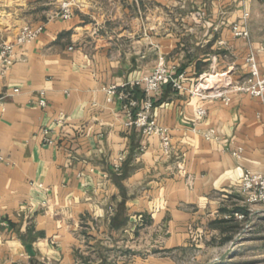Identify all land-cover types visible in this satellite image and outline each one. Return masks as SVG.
<instances>
[{
	"label": "crops",
	"instance_id": "obj_1",
	"mask_svg": "<svg viewBox=\"0 0 264 264\" xmlns=\"http://www.w3.org/2000/svg\"><path fill=\"white\" fill-rule=\"evenodd\" d=\"M49 1L0 0V42L41 27L0 76V264L228 263L264 217L240 192L244 172L264 177V96L211 94L247 74L250 52L264 75L251 9L264 0H74L69 19L63 0L32 8ZM244 12L248 40L230 30ZM158 65L184 77L154 96L167 152L124 125L144 98L134 82Z\"/></svg>",
	"mask_w": 264,
	"mask_h": 264
},
{
	"label": "built area",
	"instance_id": "obj_2",
	"mask_svg": "<svg viewBox=\"0 0 264 264\" xmlns=\"http://www.w3.org/2000/svg\"><path fill=\"white\" fill-rule=\"evenodd\" d=\"M72 5L71 1L62 2L60 5V12H58L57 16L63 19H69L72 16ZM248 17V12H244L241 20L231 25L230 30L235 38H242L245 40L250 38V32L246 25ZM40 31L41 27L35 28L29 24H25L20 28L18 34L12 41L0 42V76H3L7 68L14 63L16 47L34 41L38 37ZM245 62L248 67L247 74L236 82H230L223 91H215L214 94H211L212 97L221 98L225 103H228L230 101L228 93L230 92H236L241 95H248L255 98H262L264 96V75L259 71L255 53L250 52L245 58ZM183 80V75L176 76L174 70L165 68L163 65H158L152 74L143 76L134 82L136 86L142 87L144 98L135 115L127 111V119L124 125L127 128L138 130L143 136H158L161 142V149L164 152H167L170 148V137L167 130L157 123L152 113L154 96L161 86L165 84H171L178 90L182 89ZM106 92L108 96L114 95L115 87H109ZM108 101L110 102L111 98H108ZM40 103L44 105L43 101ZM135 105L136 102L130 100L127 107ZM197 114L199 116H204L206 111L204 109H198ZM205 137L206 139L215 138L212 135V131L205 134ZM234 155L237 156V153H234ZM0 160H2L1 156ZM122 162L123 157L118 156L112 163L113 170L118 171ZM37 187L42 189L41 184H38ZM240 192L245 196L248 203L264 204V177L251 171L244 172L241 178ZM238 217L240 219L244 218L242 215Z\"/></svg>",
	"mask_w": 264,
	"mask_h": 264
},
{
	"label": "rangeland",
	"instance_id": "obj_3",
	"mask_svg": "<svg viewBox=\"0 0 264 264\" xmlns=\"http://www.w3.org/2000/svg\"><path fill=\"white\" fill-rule=\"evenodd\" d=\"M62 1V0H61ZM71 1L72 6H75L74 0H63ZM13 4V2H10ZM18 2V4H21ZM54 1H49L46 7H41L37 2H34L32 8H58L54 5ZM254 12V22H253V31L254 36L256 37H264V9L261 8H251ZM244 10V8H243ZM40 10L34 9L31 12V15L36 18L40 15ZM250 17H248L247 21ZM239 19L238 21H240ZM246 21V25H247ZM249 25V24H248ZM248 28V26H247ZM249 30V29H248ZM225 78V77H224ZM224 78H221L223 81ZM240 80V79H239ZM210 82L217 83L218 78H210ZM263 204V203H260ZM259 215H253L252 218L249 217L250 220H247L246 224L241 228L243 230L242 234H240L239 240L235 245H240V251L233 253L228 257V263L226 264H264V217L261 218ZM196 253L189 252L186 256L187 259H179L180 264H199L194 258Z\"/></svg>",
	"mask_w": 264,
	"mask_h": 264
},
{
	"label": "water",
	"instance_id": "obj_4",
	"mask_svg": "<svg viewBox=\"0 0 264 264\" xmlns=\"http://www.w3.org/2000/svg\"><path fill=\"white\" fill-rule=\"evenodd\" d=\"M239 238H240V236L233 241V243H232L231 248L229 249V251L223 256V258H219L220 260H223L224 257H226V256H228L230 254V252L232 251V248L235 246V244L239 240ZM26 250H27L29 256H34V253L32 252V248H31L30 245L26 246Z\"/></svg>",
	"mask_w": 264,
	"mask_h": 264
}]
</instances>
